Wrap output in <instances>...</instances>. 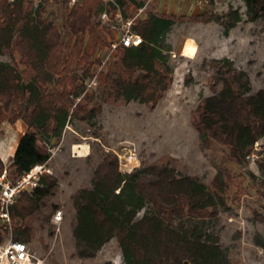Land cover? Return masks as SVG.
Instances as JSON below:
<instances>
[{"label": "trees", "instance_id": "1", "mask_svg": "<svg viewBox=\"0 0 264 264\" xmlns=\"http://www.w3.org/2000/svg\"><path fill=\"white\" fill-rule=\"evenodd\" d=\"M243 1L248 20L261 21L264 26V0ZM62 4L72 34L87 30L104 9L102 0H79L71 7L69 0H62ZM110 4L112 10L126 16L131 6L137 9L144 0ZM45 14L43 1L36 5L35 0H0V122L21 119L27 126L10 163L16 176L46 163L51 156L49 141L60 138L73 119L96 126L105 102L139 100L154 108L173 81V67L163 61L166 54L161 41L176 20L185 18L148 11L132 26L142 36V43L120 47L98 73L97 91L86 103H74L85 89L83 80L77 83L81 77L72 67L76 55H66L58 25ZM188 18L214 20L228 35L241 14L232 8L224 15L205 11ZM6 54L11 61L1 59ZM210 61L213 93L191 112V124L202 148L216 143L242 164L264 136V88L252 92L249 73L235 66L233 59L214 57ZM97 62L101 63L84 53L77 64L84 63L89 73ZM259 166L264 172V153ZM4 167L0 157V171ZM231 185V177L222 172L209 185L195 175L180 174L168 163L123 172L119 156L107 151L93 169L91 186L78 188L72 196L75 254L95 257L115 237L124 264H233L217 228ZM57 188V178L46 173L40 186L20 194L10 208L12 238L30 242L46 226L52 233L49 223L58 206L51 204L52 213L44 208L50 206L48 199ZM5 236L0 229V241ZM256 243L264 247L260 235Z\"/></svg>", "mask_w": 264, "mask_h": 264}, {"label": "rangeland", "instance_id": "2", "mask_svg": "<svg viewBox=\"0 0 264 264\" xmlns=\"http://www.w3.org/2000/svg\"><path fill=\"white\" fill-rule=\"evenodd\" d=\"M40 1L46 6V17L53 20L61 31L66 55L70 52L76 55L72 67L81 77L77 83L83 80L85 89L74 103H86V98L97 91L98 73L116 57L117 52L111 54L109 51L111 42L119 38L125 21L134 16L137 9L131 6L125 16L120 10H112L110 2L113 1L102 0L103 11H107L108 16L102 17V11L87 30L72 34L67 26V8L62 0H35V4ZM232 8L239 10L241 20L230 29L227 37L220 23L214 20L193 21L188 18L194 15H191L192 10H172L166 8L162 0L150 2L135 20L134 24L151 10L185 15L171 25L160 44L166 54L163 61L173 67L172 84L154 108L139 100L105 102L97 116L96 126L73 119L61 138L49 141V173L57 178L58 188L48 199L50 206L44 209L52 213L51 204H56L57 209L62 210V219L59 223L54 222L55 209L49 223L52 233L46 226L39 229L29 242L41 264H124L115 237L95 257L80 258L75 254L72 236L75 214L72 196L78 188L91 186L93 169L107 151L120 155L123 172L130 171L125 164L132 160L136 167L168 163L175 166L180 174L195 175L209 185L218 172L229 175L232 185L226 193L227 207L217 220L221 243L233 264H264V247L256 243L259 235L264 239V172L259 166L264 153V136L255 143V157L246 158L240 164L230 157L225 147L216 143L210 148H202L198 132L191 124V112L203 97L213 93L211 58L233 59L235 66L249 73L252 92L264 88L263 23L248 20L243 0H212L203 12L224 15ZM106 42L107 45H103ZM187 44L194 45L193 52L187 53ZM84 53L101 62L95 63L89 73L84 63L77 64ZM15 57L19 59L18 52ZM1 59L11 61L7 54ZM53 84H57V76ZM15 127L16 123L7 119L0 122V153L4 148L11 151L19 136ZM81 141H88L91 147L85 156L71 151V143ZM11 161L9 158L3 160L14 177L16 174L10 166Z\"/></svg>", "mask_w": 264, "mask_h": 264}, {"label": "built area", "instance_id": "3", "mask_svg": "<svg viewBox=\"0 0 264 264\" xmlns=\"http://www.w3.org/2000/svg\"><path fill=\"white\" fill-rule=\"evenodd\" d=\"M77 1L79 0H69V5L72 6ZM111 1L115 2V0ZM152 1L153 0H146L143 6L137 8L136 14L125 21L123 31L119 38L111 42V47H109L111 54L117 52L122 46H138L142 43V36L135 32L132 26L138 16L145 11L147 5ZM193 1L197 7L203 11L212 0ZM107 16V11H103L102 17L106 18ZM116 154L120 158V155L118 153ZM255 155V152L252 151L247 158H253ZM135 160H137L136 157ZM125 165L130 168V170L136 167V163L132 160H127ZM49 172H51V169L46 163L38 164L28 172L14 177L11 176L7 167H4L3 170L0 171V229L3 230L6 235L5 238L0 241V264H41V259L36 256L29 242L12 238L13 220L10 208L22 192L32 191L40 186L42 175ZM53 217L54 222L59 223L62 219V210L57 209Z\"/></svg>", "mask_w": 264, "mask_h": 264}, {"label": "crops", "instance_id": "4", "mask_svg": "<svg viewBox=\"0 0 264 264\" xmlns=\"http://www.w3.org/2000/svg\"><path fill=\"white\" fill-rule=\"evenodd\" d=\"M162 1L165 3L166 8L169 7L172 10H175L177 8H180L182 10H188V11L192 10L191 15H193V14L196 15V14L203 12L202 10H200L197 7V5L195 4V2L193 0H162ZM171 13H173V11ZM225 37H227V35H225ZM186 51H187V53L193 52L194 47H186ZM15 123H16L15 132L19 136L15 139V142L13 143V146L11 147L12 148L11 151L8 152V148H4L1 151L0 156L3 160H6L8 158L9 159L13 158L15 151H16V148H17V145H18V142H19V139L23 135V133L25 132V130L27 128L26 124L21 119H18ZM66 126L69 128V124H67ZM66 126H65V128H66ZM65 128H64V131H66ZM64 131L62 133V136L64 135ZM70 147H71V151H73V152L78 151L80 154H83L84 156L89 153L90 148H91L88 141L72 142ZM50 160H51V156H50L49 160L46 162V164L48 166H49Z\"/></svg>", "mask_w": 264, "mask_h": 264}, {"label": "bare ground", "instance_id": "5", "mask_svg": "<svg viewBox=\"0 0 264 264\" xmlns=\"http://www.w3.org/2000/svg\"><path fill=\"white\" fill-rule=\"evenodd\" d=\"M193 44V43H192ZM192 44H187L188 47H194ZM190 49V48H189ZM189 51V50H188ZM17 138V137H16ZM12 149V148H11ZM79 150V149H78Z\"/></svg>", "mask_w": 264, "mask_h": 264}]
</instances>
